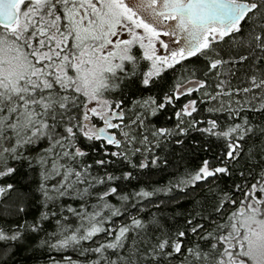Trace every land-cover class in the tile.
Returning a JSON list of instances; mask_svg holds the SVG:
<instances>
[{
    "label": "snow or ice",
    "instance_id": "6c2138e0",
    "mask_svg": "<svg viewBox=\"0 0 264 264\" xmlns=\"http://www.w3.org/2000/svg\"><path fill=\"white\" fill-rule=\"evenodd\" d=\"M0 264H264V0H0Z\"/></svg>",
    "mask_w": 264,
    "mask_h": 264
},
{
    "label": "trees",
    "instance_id": "16d2710c",
    "mask_svg": "<svg viewBox=\"0 0 264 264\" xmlns=\"http://www.w3.org/2000/svg\"><path fill=\"white\" fill-rule=\"evenodd\" d=\"M243 79H244V74H243V72H241V73L238 75V77L233 81V84H234V85H242ZM257 118H259V117H257ZM155 178H157V179H162V180H166L168 177H167L166 174H161L159 177H155ZM68 254L73 255V258H75V254L70 253V252H69ZM59 258H60V257L57 256V259H59Z\"/></svg>",
    "mask_w": 264,
    "mask_h": 264
}]
</instances>
